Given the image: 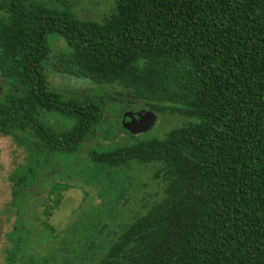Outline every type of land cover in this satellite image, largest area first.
<instances>
[{
	"label": "trees",
	"instance_id": "trees-1",
	"mask_svg": "<svg viewBox=\"0 0 264 264\" xmlns=\"http://www.w3.org/2000/svg\"><path fill=\"white\" fill-rule=\"evenodd\" d=\"M42 1L0 6V135L29 150L0 211L6 263L264 264V0H113L99 20ZM116 105L115 122H181L85 146ZM147 171L158 188L139 196Z\"/></svg>",
	"mask_w": 264,
	"mask_h": 264
},
{
	"label": "rangeland",
	"instance_id": "rangeland-1",
	"mask_svg": "<svg viewBox=\"0 0 264 264\" xmlns=\"http://www.w3.org/2000/svg\"><path fill=\"white\" fill-rule=\"evenodd\" d=\"M72 4L74 12L84 18L102 19L103 16L109 12L113 4V0H67ZM57 44H61L60 40H57ZM70 86L69 83L61 80L56 75H53V85L58 87H64L65 85ZM79 87H85L82 83ZM84 89V88H83ZM121 108L118 105L109 106L104 114L103 126L104 128L98 131L96 136L90 137L85 146H94L96 143H100L106 148H111L118 145L134 142L142 138L158 137L163 138L169 130L180 124L181 118L176 114L162 113L158 115V118L154 124L146 131L131 134L128 131H124L122 125L124 120L116 121V117L120 115ZM29 150L25 145H17L10 137L0 135V211L6 210L8 214V208L6 203L10 200V181L8 179L9 174L18 168L20 165H26L28 163ZM70 159H64L70 163ZM85 166V165H84ZM83 166V167H84ZM141 181L146 184L144 188L141 187L140 183L138 192L141 196L142 192L153 193L158 187L150 179L151 173L140 172ZM64 176V175H62ZM57 179V178H56ZM73 179L62 177L61 183L71 184ZM41 181V180H39ZM37 189H41L38 186ZM83 193L80 187L69 188L63 194L61 202L56 210L50 217V222L55 225L56 228H61L63 223L67 220L70 212L75 209L80 203H82ZM12 217V216H11ZM1 218V217H0ZM3 220V219H1ZM12 218H10V221ZM2 223L0 226V264H7L5 261L4 248L8 247V243L5 240V231L8 229L10 224Z\"/></svg>",
	"mask_w": 264,
	"mask_h": 264
},
{
	"label": "water",
	"instance_id": "water-1",
	"mask_svg": "<svg viewBox=\"0 0 264 264\" xmlns=\"http://www.w3.org/2000/svg\"><path fill=\"white\" fill-rule=\"evenodd\" d=\"M1 88V87H0ZM143 113L127 111L123 114L122 121L128 117V121H124L122 128L131 134L146 131L149 129L157 119L156 112L152 110L142 111ZM135 115H140V118H135Z\"/></svg>",
	"mask_w": 264,
	"mask_h": 264
},
{
	"label": "flooded vegetation",
	"instance_id": "flooded-vegetation-1",
	"mask_svg": "<svg viewBox=\"0 0 264 264\" xmlns=\"http://www.w3.org/2000/svg\"><path fill=\"white\" fill-rule=\"evenodd\" d=\"M9 1V3L11 4L13 1H15V0H8ZM24 1H26V2H29L30 0H24ZM32 2L33 1H35V0H31ZM37 1V0H36ZM39 1H41V2H43L42 0H39ZM3 3V0H0V6H1V4ZM0 95H1V93H2V84L0 83ZM138 113H143V112H138ZM135 118H137V119H139L140 118V115L138 116V115H135ZM129 120V118L128 117H126L125 118V120L124 121H128ZM118 121H120V119L118 120ZM117 121V122H118Z\"/></svg>",
	"mask_w": 264,
	"mask_h": 264
}]
</instances>
